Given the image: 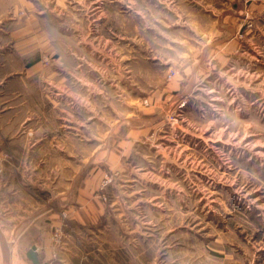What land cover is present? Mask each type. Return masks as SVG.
I'll list each match as a JSON object with an SVG mask.
<instances>
[{"label":"rangeland","instance_id":"374dc122","mask_svg":"<svg viewBox=\"0 0 264 264\" xmlns=\"http://www.w3.org/2000/svg\"><path fill=\"white\" fill-rule=\"evenodd\" d=\"M0 10V173L49 264H264V0Z\"/></svg>","mask_w":264,"mask_h":264},{"label":"crops","instance_id":"0c3cea01","mask_svg":"<svg viewBox=\"0 0 264 264\" xmlns=\"http://www.w3.org/2000/svg\"><path fill=\"white\" fill-rule=\"evenodd\" d=\"M11 0H0V5L3 8ZM2 10H0V13ZM3 16V15H2ZM6 20L1 23L2 17H0V51L6 50L8 37L12 40L13 31L7 28V24L10 21L7 17L3 16ZM2 54V53H1ZM0 54V58H1ZM7 62L0 59V88L11 78L13 71H5ZM37 63L33 66H36ZM5 129L7 126L4 127ZM2 130V129H1ZM13 173L4 171L0 173V264H33L28 259V253L33 247L37 248V257L39 264H49L52 262V253L49 249V241L47 236L42 234L41 237L45 240L44 244H31L29 243V228L40 227V220H43L44 213L40 216L39 205H37V213L34 218L30 219V207L29 200L24 202V196L20 192H15L13 183L8 181L11 179ZM88 211L89 216L84 214H78L74 219L77 226H86L93 222L94 214ZM93 215V216H92ZM42 223V222H41ZM44 224V222L42 223ZM40 236H38L39 238ZM47 241V242H46ZM70 256L65 255L62 259L56 262V264H71ZM72 260V259H71ZM53 263V262H52Z\"/></svg>","mask_w":264,"mask_h":264},{"label":"water","instance_id":"95a60500","mask_svg":"<svg viewBox=\"0 0 264 264\" xmlns=\"http://www.w3.org/2000/svg\"><path fill=\"white\" fill-rule=\"evenodd\" d=\"M37 248L36 247H33L30 252L28 253V259L33 263V264H39V260H38V257H37Z\"/></svg>","mask_w":264,"mask_h":264}]
</instances>
